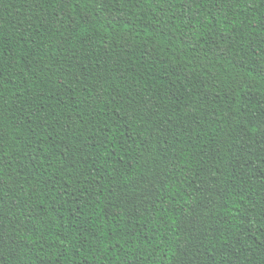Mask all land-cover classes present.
<instances>
[{"label": "trees", "instance_id": "trees-1", "mask_svg": "<svg viewBox=\"0 0 264 264\" xmlns=\"http://www.w3.org/2000/svg\"><path fill=\"white\" fill-rule=\"evenodd\" d=\"M0 264H264V0H0Z\"/></svg>", "mask_w": 264, "mask_h": 264}]
</instances>
